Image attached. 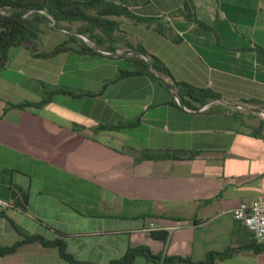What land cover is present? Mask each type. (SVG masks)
I'll return each mask as SVG.
<instances>
[{
    "label": "crops",
    "instance_id": "obj_1",
    "mask_svg": "<svg viewBox=\"0 0 264 264\" xmlns=\"http://www.w3.org/2000/svg\"><path fill=\"white\" fill-rule=\"evenodd\" d=\"M104 1L149 23L109 15L117 25H108L111 37L100 33L101 48L77 33L79 25L72 35L84 43L54 56L37 54L60 44L32 49V40L8 52L0 72V198L11 205L0 209V245L31 235L61 239L70 255L100 264L141 245L193 260L232 247L216 264H264V249L248 247L255 238L233 217L240 203L264 194V120L237 107L264 109L257 48L264 47V0H192L189 8L185 0ZM129 44L220 99L201 110L206 104L181 102L168 76L125 75L134 70ZM115 48L125 53H108ZM42 81L76 95L18 107L43 100ZM160 230L168 240L152 236ZM0 264L69 261L58 246L31 240L0 254ZM132 264L149 263L138 256Z\"/></svg>",
    "mask_w": 264,
    "mask_h": 264
},
{
    "label": "trees",
    "instance_id": "obj_2",
    "mask_svg": "<svg viewBox=\"0 0 264 264\" xmlns=\"http://www.w3.org/2000/svg\"><path fill=\"white\" fill-rule=\"evenodd\" d=\"M192 0H185L187 8L190 7ZM95 11V13H92ZM109 15H125L141 21H149V17L137 15L124 5H115L104 0H91L81 2L77 0H0V72L5 67L8 60L10 48L19 46L25 41L38 37L41 31V25L52 21L56 23L61 21H84L85 23L78 29L77 33L84 35L94 41L101 48L107 37L113 35L108 25H117V21L109 19ZM149 23V22H148ZM164 32L163 29H158ZM101 32H105L107 37H102ZM81 40L77 35H71L64 43L58 45L52 51L38 53L37 56L50 57L69 49L72 41ZM134 51L133 55L127 57L132 63L134 70L125 71V75L148 74L152 77L162 78L161 75L168 76L171 81L167 85L174 90L185 105H191L192 101H198L201 104H207L212 100H218L221 94L209 87H199L185 81L175 79L169 68L156 56L150 55L143 45H128ZM258 50L264 55V47L258 46ZM115 52V49L110 50ZM145 56V57H144ZM157 72L159 75L157 76ZM45 96L40 102L25 101L18 104V107L36 106L40 107L49 101L54 95L72 94L73 91L58 86H52L44 81ZM249 102L259 104L262 101L252 99ZM260 107V106H259ZM113 126L102 125L101 128H112ZM264 129L260 128L261 132ZM152 236L162 240H168L169 231H153ZM31 240H42L46 245L58 246L62 255L69 261V264H100L95 262L83 261L70 255L61 239L46 240L37 235L27 236L26 239L18 241L12 246H1L0 254H6L16 250L23 242ZM255 250L264 249V243H258L255 239L252 244ZM235 249L229 247L223 251H209L203 260H193L191 257L173 254H155L148 246L129 247L125 254L117 259L111 260L107 264H132L138 256H144L149 264H216L218 260L229 257Z\"/></svg>",
    "mask_w": 264,
    "mask_h": 264
},
{
    "label": "built area",
    "instance_id": "obj_3",
    "mask_svg": "<svg viewBox=\"0 0 264 264\" xmlns=\"http://www.w3.org/2000/svg\"><path fill=\"white\" fill-rule=\"evenodd\" d=\"M129 54L133 55L134 51H128ZM111 54L112 52H108ZM125 53L124 49L116 50V54L122 55ZM145 57V56H144ZM215 101L204 105L201 110H207L214 104ZM238 109H248L261 116L264 120V109H261L255 105H237ZM264 135V129L262 130ZM11 204L4 199L0 198V209L3 207L10 206ZM233 217L236 220L243 221L247 228L251 231L254 238L258 243H264V194L259 195L251 202H242L238 207L233 210ZM174 226L172 229L178 228ZM153 228V224H152Z\"/></svg>",
    "mask_w": 264,
    "mask_h": 264
},
{
    "label": "rangeland",
    "instance_id": "obj_4",
    "mask_svg": "<svg viewBox=\"0 0 264 264\" xmlns=\"http://www.w3.org/2000/svg\"><path fill=\"white\" fill-rule=\"evenodd\" d=\"M84 23V21H74L73 24L72 21H61L56 23V21L52 18L51 22H46L41 25V31L37 39L35 38V40L32 39L31 41V48L34 49L36 46L41 44L45 45L47 48L48 46L62 44L72 35V28H77L79 25Z\"/></svg>",
    "mask_w": 264,
    "mask_h": 264
}]
</instances>
